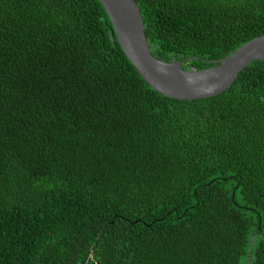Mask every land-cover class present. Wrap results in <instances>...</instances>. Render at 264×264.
Returning a JSON list of instances; mask_svg holds the SVG:
<instances>
[{"label":"trees","instance_id":"trees-1","mask_svg":"<svg viewBox=\"0 0 264 264\" xmlns=\"http://www.w3.org/2000/svg\"><path fill=\"white\" fill-rule=\"evenodd\" d=\"M136 1L188 70L264 34V0ZM0 264H264V59L178 99L101 0H0Z\"/></svg>","mask_w":264,"mask_h":264},{"label":"water","instance_id":"water-1","mask_svg":"<svg viewBox=\"0 0 264 264\" xmlns=\"http://www.w3.org/2000/svg\"><path fill=\"white\" fill-rule=\"evenodd\" d=\"M116 37L130 62L157 91L178 99H200L229 88L253 60L264 59V34L240 46L217 66L188 70L182 61H165L151 51L141 8L136 0H101Z\"/></svg>","mask_w":264,"mask_h":264}]
</instances>
